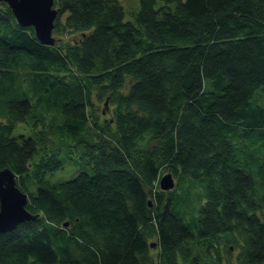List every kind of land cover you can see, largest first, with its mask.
I'll return each mask as SVG.
<instances>
[{
  "label": "trees",
  "instance_id": "1",
  "mask_svg": "<svg viewBox=\"0 0 264 264\" xmlns=\"http://www.w3.org/2000/svg\"><path fill=\"white\" fill-rule=\"evenodd\" d=\"M53 3V45L0 3V170L37 215L0 264H264V0Z\"/></svg>",
  "mask_w": 264,
  "mask_h": 264
},
{
  "label": "water",
  "instance_id": "2",
  "mask_svg": "<svg viewBox=\"0 0 264 264\" xmlns=\"http://www.w3.org/2000/svg\"><path fill=\"white\" fill-rule=\"evenodd\" d=\"M0 3H5L9 7L19 26L33 28L39 43L42 45L55 43L52 31L57 10L53 8V0H0ZM173 187L171 174L161 176L160 190L169 191ZM26 204L27 196L18 189L15 175L9 169L0 170V233L11 231L18 224L37 217L25 210ZM67 225L68 223L63 224L64 227ZM151 247H154V244Z\"/></svg>",
  "mask_w": 264,
  "mask_h": 264
},
{
  "label": "rangeland",
  "instance_id": "3",
  "mask_svg": "<svg viewBox=\"0 0 264 264\" xmlns=\"http://www.w3.org/2000/svg\"><path fill=\"white\" fill-rule=\"evenodd\" d=\"M120 3L124 9L126 21L135 22L136 14L138 12V0H120ZM100 110L104 108V103H100ZM69 162V161H68ZM78 169L71 163L64 162V169L54 173L50 177L51 180L55 181H66L71 179L75 174H77Z\"/></svg>",
  "mask_w": 264,
  "mask_h": 264
},
{
  "label": "bare ground",
  "instance_id": "4",
  "mask_svg": "<svg viewBox=\"0 0 264 264\" xmlns=\"http://www.w3.org/2000/svg\"><path fill=\"white\" fill-rule=\"evenodd\" d=\"M56 41V40H55Z\"/></svg>",
  "mask_w": 264,
  "mask_h": 264
}]
</instances>
